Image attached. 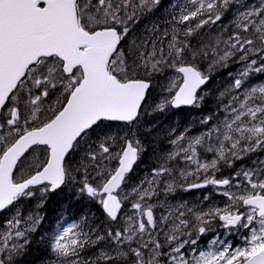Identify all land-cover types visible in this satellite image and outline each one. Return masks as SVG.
Returning <instances> with one entry per match:
<instances>
[{
    "label": "snow or ice",
    "instance_id": "1",
    "mask_svg": "<svg viewBox=\"0 0 264 264\" xmlns=\"http://www.w3.org/2000/svg\"><path fill=\"white\" fill-rule=\"evenodd\" d=\"M161 6L0 0V213H13L0 226V264H19L43 223L21 205L39 193L43 207L49 193L70 185L99 204L107 224L61 226L48 241L52 264H264V160L215 178L222 164L264 152V82L250 83L264 74V0H186L141 30ZM231 62L243 67L229 73L220 115L202 118L199 135H174L171 151L129 188L146 151L136 133L148 107L199 108L214 72ZM155 88L159 101L149 105ZM208 185L222 189L223 208L166 199ZM216 223L245 230L243 244L216 238L200 249Z\"/></svg>",
    "mask_w": 264,
    "mask_h": 264
},
{
    "label": "trees",
    "instance_id": "2",
    "mask_svg": "<svg viewBox=\"0 0 264 264\" xmlns=\"http://www.w3.org/2000/svg\"><path fill=\"white\" fill-rule=\"evenodd\" d=\"M227 73V68H222L220 74H218L217 77L226 79ZM212 88L214 89L215 87L212 86ZM155 89L153 91H155ZM152 100L151 98L149 99V105L153 104H151ZM215 100L216 96L210 95L207 97V99H205L199 109L181 110L178 112L171 111L170 117L165 118L162 116L165 119V121L162 122L165 123L163 127L167 126L163 129H155L156 125L161 124V122L157 119L158 112H152L151 110V112L147 116L151 118L147 122H145L146 115L142 117L141 124L138 126L136 135L145 146V155H148L147 160L143 161V159H141L140 163L138 164V166L141 164V166L146 167L144 174L150 173L148 170L150 169L151 171L153 167L157 166L159 162L158 157L161 155V153L169 151V146H167L168 139H166L165 136L172 132V129H175V133H177L179 131L178 128L182 125H185L186 123H189L190 119L191 124H193V122L200 124L201 118L205 117V112H207L205 109L206 105L207 108L214 111L213 113L217 114L218 109L215 110L214 106ZM116 130L117 126H114L113 131ZM173 134L171 135V138H173ZM150 136L153 137V140H150V138H148ZM155 136H158V138H155ZM143 137L147 138V140ZM138 166H136L135 171L138 169ZM77 187L78 186L70 185L69 187L64 188L63 190H60L56 194L47 195L48 197L46 198L43 207H37L36 209V211L44 217L43 223L41 224V228H47V226L51 224V222H53L55 219H57L60 215H70L77 218H86V220L91 221L92 226H98L99 230H104L107 224V220L102 213L101 207L98 203L88 199L86 196L78 195ZM23 210L24 208L21 206V211L23 212ZM7 214H9V212L0 216V220L3 219V217ZM41 238L42 237L38 234V231L33 233L32 243L28 248L27 253L19 258V264L42 263V260L44 259V254L46 252L44 247V239L42 240Z\"/></svg>",
    "mask_w": 264,
    "mask_h": 264
},
{
    "label": "rangeland",
    "instance_id": "3",
    "mask_svg": "<svg viewBox=\"0 0 264 264\" xmlns=\"http://www.w3.org/2000/svg\"><path fill=\"white\" fill-rule=\"evenodd\" d=\"M184 2H186V0H177V2H175V0H162V6L159 9V11L156 12L155 14H149L141 22V25L139 26L140 29L142 30L145 25H149L150 26L154 22L155 23H160L162 19H166L167 18L168 12L170 11V5L171 4L184 3ZM230 19H231L230 15L226 16V18L224 19V23L227 24ZM213 31H215V28L213 29ZM230 66L232 68L231 74H233V75H236L243 67L242 63H239V62H231ZM231 79H232V77L229 75L228 83H227L225 89L227 88V86L231 82ZM161 82H163V78H161ZM262 82H264V74H255L252 77H250V83H252V84H258V83H262ZM225 89H223L222 91H224ZM222 91H220V92H222ZM208 92L209 91H206L207 95H208ZM220 92H218L217 98L219 97ZM152 97H153V100L151 98V100H152L151 104L153 103L154 100L157 101V102L159 101V98H160V89L159 88H156L155 91L152 92ZM148 108H150V109L147 110L148 114L146 115L145 122H147L151 118V117H147L149 115V113L151 112V107H148ZM170 115H171V108L166 110L165 112H158V116H157L158 118L157 119L161 122V124L160 125H156L155 129L156 128L163 129V128L167 127V126L163 127L164 124H165V123H162L163 121H165V119L163 117L168 118V117H170ZM217 115H220V113H218ZM195 124H197V123H195ZM191 125H194V124H191ZM206 127L207 126L203 125V124L195 125L193 127H190V126L186 127L185 126L184 128L180 129L177 133L173 134V136L183 132L185 129H189L188 135H190V136L199 135L201 132L206 130ZM170 133L167 136H165V138L168 139V141L171 139ZM143 138H145V137H143ZM148 138H150V140H153L152 136H150ZM155 138H158V136H155ZM145 139L147 140V138H145ZM171 149H172V146L170 145V151H171ZM253 154L254 155L261 154V157L260 156H255V159H257L256 160L257 162L259 160H261V159L264 160V152H256V153H253ZM205 155H207V157L209 159H211L212 154L206 153ZM250 155H252V154H250ZM147 156L148 155H145V160H147ZM244 163H245V161H243V160L242 161L241 160H236L232 167H228L227 165H223L222 164L221 167H220V171L215 173V178L220 179V178H225V177L232 176L236 171L241 170L243 167L246 168ZM157 166H158V164H157ZM180 166L183 167V164H181ZM254 166L255 165L250 164L247 167L248 168H252ZM144 168H145L144 166H141L140 169H139V173L138 174H134V175H136V176L140 175L143 172ZM145 177H146V175L141 176L140 178L131 177L128 180L127 186L130 188L131 186H133L135 184H138ZM203 179H204L203 175L200 176L199 181H197L195 177H189L188 178L189 182H202ZM213 188H216V187L214 186ZM205 190H208L207 186L203 187V188H199V189H192L190 191H183V190H179L178 189L175 194L169 195L166 199L168 200V202H170L172 204H178L180 202H183L181 199H179L182 195L195 196V194H193L192 192H199V194L200 193H204L205 194ZM218 191H219V195H214L212 199L208 197L209 199L206 200V201L204 200L202 204H200V203H187V204L190 207L198 206V207L204 208V209H207L208 207H211V206H218V207L223 208L225 206V204L227 203V198L220 194V192L222 190L218 189ZM205 196H207V194ZM171 198H173V200H171ZM160 199L161 200L165 199L163 193H161ZM27 204H28V201H25L23 203V205H27ZM26 209H27V207L25 208V210ZM128 211H129V209H128L127 205H126L124 212L127 213ZM24 215L27 216L28 214H24ZM10 217L11 216L7 217V219L10 218ZM72 219L73 218H70L68 216L63 215V216L59 217V219L55 223H52L50 226H48V228L46 230H44V231H43V228H41V225L39 226L38 234L41 237H43V239H45V243L47 244V247L49 249V254L47 253L49 256L47 258H45V260L44 259L42 260V264H52L54 256H53V254L50 251L48 241L52 238L54 233L59 230V228L61 226L70 225L71 224L70 222L72 221ZM242 231H244V230H242ZM224 233H226V231ZM211 238H212V236H211ZM211 238H209L208 243L206 242L208 248L211 246L210 245V241L213 240ZM216 238H218V237H216ZM216 238H214V239H216ZM200 249H202V248H200Z\"/></svg>",
    "mask_w": 264,
    "mask_h": 264
},
{
    "label": "bare ground",
    "instance_id": "4",
    "mask_svg": "<svg viewBox=\"0 0 264 264\" xmlns=\"http://www.w3.org/2000/svg\"><path fill=\"white\" fill-rule=\"evenodd\" d=\"M214 76L217 77L216 74H214ZM226 85H227V80L225 78H221V77L214 78V80L212 81V83L210 85L208 96H210V95H215L216 96V100H215V103H214L215 110L217 109L218 92H220L223 89H225ZM212 86H214L215 88L213 89ZM205 109L207 111V112H205V116L212 115L213 112H214L213 110L207 108V105H206ZM189 117H191V116H189ZM202 118H204V117H202ZM190 120H189V123H186L185 125L180 126L178 129L180 130V129L184 128L185 126L186 127L187 126L192 127L194 125H201V123L200 124L199 123L195 124L194 122H193L194 125H191L190 124ZM141 176H142V173L140 175H138V176L134 175V178L135 177L140 178Z\"/></svg>",
    "mask_w": 264,
    "mask_h": 264
},
{
    "label": "flooded vegetation",
    "instance_id": "5",
    "mask_svg": "<svg viewBox=\"0 0 264 264\" xmlns=\"http://www.w3.org/2000/svg\"><path fill=\"white\" fill-rule=\"evenodd\" d=\"M235 241H236V243H238L239 241H240V237L242 236V230H240V232H235ZM202 243H203V245H204V247H203V249H205V235L203 236V241H202Z\"/></svg>",
    "mask_w": 264,
    "mask_h": 264
},
{
    "label": "water",
    "instance_id": "6",
    "mask_svg": "<svg viewBox=\"0 0 264 264\" xmlns=\"http://www.w3.org/2000/svg\"><path fill=\"white\" fill-rule=\"evenodd\" d=\"M188 107V106H187ZM181 108H184V107H181ZM175 109H177V108H175ZM178 109H180V108H178Z\"/></svg>",
    "mask_w": 264,
    "mask_h": 264
}]
</instances>
